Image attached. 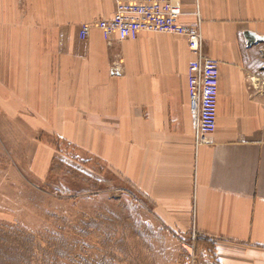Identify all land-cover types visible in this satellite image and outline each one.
I'll list each match as a JSON object with an SVG mask.
<instances>
[{
    "label": "crops",
    "instance_id": "0c3cea01",
    "mask_svg": "<svg viewBox=\"0 0 264 264\" xmlns=\"http://www.w3.org/2000/svg\"><path fill=\"white\" fill-rule=\"evenodd\" d=\"M16 1L45 27L30 31L34 61L7 115L122 175L166 229L198 233L199 264H264V43L245 35L264 36V0H181V22L201 30L205 54L220 63L209 135L190 111L196 56L185 37L141 32L110 44L95 28L84 40L81 25L111 17L116 0ZM62 19L69 28L49 25ZM36 147L32 169L46 176L56 147Z\"/></svg>",
    "mask_w": 264,
    "mask_h": 264
},
{
    "label": "rangeland",
    "instance_id": "374dc122",
    "mask_svg": "<svg viewBox=\"0 0 264 264\" xmlns=\"http://www.w3.org/2000/svg\"><path fill=\"white\" fill-rule=\"evenodd\" d=\"M14 1L0 0V264H199L198 233L184 239L166 229L122 175L7 115L34 61L30 31L45 27ZM65 21L49 25L69 28ZM43 141L56 147L46 176L31 166Z\"/></svg>",
    "mask_w": 264,
    "mask_h": 264
},
{
    "label": "built area",
    "instance_id": "2783aa9c",
    "mask_svg": "<svg viewBox=\"0 0 264 264\" xmlns=\"http://www.w3.org/2000/svg\"><path fill=\"white\" fill-rule=\"evenodd\" d=\"M181 0H116L111 17H102L81 25L79 36L87 39L99 29L108 43L115 39H136L141 32H163L186 38L195 54L188 68L190 111L198 134L214 133L218 125L220 63L205 54L203 35L199 28L181 22Z\"/></svg>",
    "mask_w": 264,
    "mask_h": 264
},
{
    "label": "water",
    "instance_id": "95a60500",
    "mask_svg": "<svg viewBox=\"0 0 264 264\" xmlns=\"http://www.w3.org/2000/svg\"><path fill=\"white\" fill-rule=\"evenodd\" d=\"M246 38L248 40V45H254L259 43H264V36H260L252 31H246Z\"/></svg>",
    "mask_w": 264,
    "mask_h": 264
}]
</instances>
